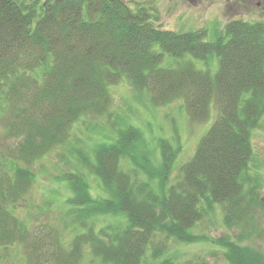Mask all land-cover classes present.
Returning a JSON list of instances; mask_svg holds the SVG:
<instances>
[{
	"label": "trees",
	"instance_id": "obj_1",
	"mask_svg": "<svg viewBox=\"0 0 264 264\" xmlns=\"http://www.w3.org/2000/svg\"><path fill=\"white\" fill-rule=\"evenodd\" d=\"M147 10L137 0H0V129L15 141L14 149L0 150V247L22 239L15 205L34 178L14 161L31 164L66 142L77 121L106 109L109 88L122 78L146 89L157 106L183 100L193 124L214 114L175 181L182 152L177 137L150 149L141 130L127 126L93 148L91 160L81 163L105 197L93 198L83 175L65 176L74 241L69 251L55 238L33 245L30 264H80L85 255L89 264H145L147 252L152 261L165 253L162 244L152 245L156 236L209 243L228 264H264L259 251L236 242L251 239V229L234 239L194 233L216 208L233 229L253 227V212L263 207L249 164L252 134L264 118V23L230 21L209 41L204 30L160 29ZM160 52L180 60L177 68H160ZM213 57L219 61L214 75Z\"/></svg>",
	"mask_w": 264,
	"mask_h": 264
},
{
	"label": "rangeland",
	"instance_id": "obj_2",
	"mask_svg": "<svg viewBox=\"0 0 264 264\" xmlns=\"http://www.w3.org/2000/svg\"><path fill=\"white\" fill-rule=\"evenodd\" d=\"M137 2L140 7L149 9L147 11L151 14H156L158 22H155V25L160 29L180 33L204 30L206 40L209 41L214 40L218 33H223L224 26L230 21L264 23V0H137ZM155 51L158 52L160 49L157 47ZM160 53L162 54L160 68L176 69L181 62L166 53ZM188 60L192 61L198 70L207 69L202 60ZM208 66L210 73L214 75L219 68L218 59L213 57ZM109 91L112 101L106 109L100 114L86 116L77 121L70 129L66 142L49 150L31 164L14 161L18 168L29 169L34 178L23 201L18 200L15 205L17 235L22 239L17 240L13 246L0 247V264H30L33 245L37 248L41 244L48 246L47 244L54 238L69 251L76 230L68 229L70 206L67 201L70 198V191L67 182L63 180L67 175L81 174L86 179L93 198L105 197L99 179L91 175V168L89 170L81 162L85 156L91 160L92 149L101 143L112 141L117 130L127 126L140 129L150 149L154 148L159 139L171 142L177 137L182 152L179 156L181 163L172 172V179L175 181L180 175L179 167L189 160L214 119L212 113L205 124H193L183 100L157 106L152 102L151 95L146 89H134L125 77L117 85L111 86ZM5 132L0 131V150L3 147L12 150L15 141ZM251 142L253 157L249 164L250 172L259 177L260 200L263 205L261 209L253 212V227L248 223L247 228L243 226L226 228L222 212L216 208L214 214L196 226L194 233L210 239L228 234L234 239L238 238L242 230L251 229V239L236 242L254 248L264 256V118L260 126L254 130ZM7 152L12 156L11 152ZM99 224L106 225L107 220H102ZM160 244L165 248V253L156 261H152L147 252L145 264H159L166 258L172 259L176 264L198 260H204L209 264H228L219 248H214L215 246L203 241L181 244L174 243L164 236H156L152 240V245ZM80 264H89L87 255Z\"/></svg>",
	"mask_w": 264,
	"mask_h": 264
}]
</instances>
